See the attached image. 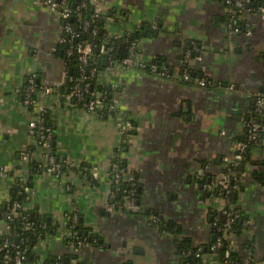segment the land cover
Segmentation results:
<instances>
[{"label":"crops","instance_id":"0c3cea01","mask_svg":"<svg viewBox=\"0 0 264 264\" xmlns=\"http://www.w3.org/2000/svg\"><path fill=\"white\" fill-rule=\"evenodd\" d=\"M91 1L98 10L119 12L108 20L101 16L108 35L142 25L143 32L145 27L158 32L140 39L144 68L102 76L126 114L101 116L70 107L63 22L41 0H0V168L6 172L0 174V237L6 229L3 213L10 199L20 197L19 177L25 175L31 186L24 205L51 225L35 247L36 262L59 256L69 264H189L177 236L193 245L216 239L220 217L213 212L226 202L212 181L222 173L225 157L236 155L246 116L256 94L264 92V12H246L250 34H230L221 0ZM187 45L193 48L192 76L201 78L198 66H204L203 77L218 87L180 79ZM152 61L171 76L152 73ZM32 76L56 88L50 113L58 153L70 162L62 177L47 171L32 175L22 160L21 153L31 148L43 153L29 126L35 113L15 94ZM115 154H122L140 184L135 213L108 208ZM93 166L99 167L96 178ZM245 168L235 204L247 211L245 236L255 242V257L263 259L264 138ZM78 169L94 180L83 179ZM73 213L96 235L80 250L68 242ZM152 216L167 227L152 223Z\"/></svg>","mask_w":264,"mask_h":264},{"label":"built area","instance_id":"2783aa9c","mask_svg":"<svg viewBox=\"0 0 264 264\" xmlns=\"http://www.w3.org/2000/svg\"><path fill=\"white\" fill-rule=\"evenodd\" d=\"M250 0H237L235 3H233V0H227L228 5L234 6V8H238L235 10L234 8H231L230 6H226V11H229L231 13H235L236 11L241 12L237 17L238 20H243L246 14L245 9L243 8L245 2H249ZM41 2L45 5H47L55 14V16L60 19L61 21H65L66 19L70 18L74 11L70 6L71 0H41ZM93 4V2L91 1ZM233 4V5H232ZM94 5V4H93ZM86 3H82L78 6V9L81 7H85ZM95 6V5H94ZM232 9V10H231ZM234 9V10H233ZM258 10H261V12H264V7L260 6L258 7ZM78 17H81V13L77 14ZM95 16L96 17H104V19H112L113 14L108 11H101L98 10L95 7ZM91 24L90 21H85L83 23V27L86 28ZM247 25L245 29L246 34L251 33V25L249 22L245 23ZM93 28H96L94 25H90ZM228 29L230 30V34L239 33L241 29L237 27H233V23L227 24ZM134 31V28L129 27L126 31L114 34V35H108L105 42L101 45V51L105 54L114 47H116L120 41V39L125 38ZM79 35V32L75 29V27L70 24L64 22L63 25V31L60 36V41L62 43H70V47L67 50L68 54L76 53L78 55L79 60L81 63L86 64L89 59L93 55V46L90 43L87 42H79L77 44L73 45V40ZM123 42H128V40H124ZM120 46V43H119ZM140 39L134 40L129 43L127 53L125 57L119 58V59H112L109 57V60H107L108 64L99 72H96V68H93L92 73L95 74L96 82L98 84H103L102 82V76L104 74L108 73H114V72H122L127 71L129 69H132L133 67L136 68H144L145 62L143 60L139 59L140 54ZM191 59V51L188 50L184 61H190ZM194 61V59H193ZM192 61V63H193ZM149 69L152 73L158 74L162 77H170L168 69L164 68L162 70H159V67L157 64H151L149 66ZM35 77H28L27 81L28 84L25 86H20L15 90V94L17 96L22 97L23 104L28 107L30 110V106H33V113L34 118L30 122V130L31 132H34L35 128L38 126V122L41 119V116L44 112H49L52 104V100L54 99V96L56 95V91L53 86L51 85H45L42 86V88H36L35 84ZM181 80L184 81H190L192 79V75L185 71L183 75L180 77ZM195 79V80H194ZM196 82L198 85L202 87H218V83H214L211 80H209L206 77H201L197 79L196 77L193 78L192 82ZM90 82H85V80L81 77L74 78V84L72 85L70 89V93L68 95L67 104L72 108H77L79 110H84L86 112L90 113H98L99 111L104 109L105 107V99H106V92L105 91H95L91 92L90 95H92V98L88 102H85L86 94L89 89ZM234 85L231 84L229 86V89L233 90ZM34 94V96H33ZM256 111H262L264 113V92L257 93L255 97V105H254ZM109 109L113 112H116L119 110L120 113L126 114V112L120 108L118 103L115 101H112L109 104ZM45 134H40V136H37L35 139V145L36 149L41 150L43 153L41 155H37L35 149L33 150H26L21 153L22 160L24 161L25 165H28V169L31 170V163L33 161H39V168L41 171H47L52 174H54L56 177H62L64 175V172L62 170L63 165H70L69 160L65 159V163L62 161H59L57 157L52 153L51 151V139H52V130L50 127H47L45 130ZM264 136V124L259 123L256 120V117L251 116L246 119V138L244 140H241L237 145V153L235 156H228L225 157V160L228 162V164L231 167L238 166L240 164V160L242 159V156L245 154L246 149L248 148L249 144L254 142L257 146L262 142L261 140L257 139V136ZM35 148V147H34ZM109 172L112 176V183L114 190L110 193V199H109V206L108 208L111 211L116 210L117 208H120L116 205V201L114 200L115 195L118 191L121 190V184L124 182H131L132 183V190L130 196L126 200L127 210L134 209L136 210V198L134 196V188L136 187L138 182V179L136 177V174L134 171H132L128 165L127 162L124 160V157L122 154H115L114 159L112 160L111 167ZM229 172V171H228ZM223 172L220 174L219 178L214 182L215 186L218 187L219 195L225 200L226 205L220 209L221 212H223L227 218L226 221L223 223V226L220 227L222 229L221 233L216 237L214 243L210 245V254L203 255L202 256V262L204 264H217L218 257L216 250L222 246L223 240L227 241L228 244V250L226 251L225 256L227 257L229 255V251L238 249V241L236 238V235L233 231H231V223L232 221L238 216V214H235L231 210V206L228 207L229 204V195L232 192H238L240 193L242 190L240 180L237 178H234L231 176V173ZM78 173L83 177V179H86L87 174L81 170L78 169ZM91 175L93 178L98 177L99 175V167L93 166L91 171ZM0 174L2 176L6 175L5 169L3 167L0 168ZM242 176V175H241ZM242 178V177H241ZM19 179L21 182H23V190L28 191L30 189L29 185L27 184V177L25 175L20 176ZM137 179V180H136ZM233 182V184H232ZM19 216L24 224V227L27 229H35L34 223L29 221V214H28V208L21 203L17 199H10V201L7 204V209L3 213V217L6 223V229L3 233V235L0 237V252L8 247H12L14 249V264H27V254L26 249H22L20 245L15 244L11 239V232L9 227V220L13 219L14 217ZM72 221L75 223L77 221V216L73 213L72 215ZM152 223H155L157 221V218L155 216H152ZM219 218H216V221ZM249 219L245 221L246 226H248ZM74 225L71 226L72 233L71 237L69 239V244L71 248L74 250H80L82 247H84L88 241L87 238H80L77 235V231L73 229ZM248 231V228L244 231V234H246ZM43 239V237H42ZM41 239V240H42ZM203 250V245L200 244L196 251V256L200 257L201 252ZM189 253L184 251V255L187 256ZM210 257V258H209ZM62 257H56L54 263L51 264H64L62 263ZM36 264H46L44 261H37ZM245 264V263H244ZM262 264H264V258L262 259Z\"/></svg>","mask_w":264,"mask_h":264},{"label":"trees","instance_id":"16d2710c","mask_svg":"<svg viewBox=\"0 0 264 264\" xmlns=\"http://www.w3.org/2000/svg\"><path fill=\"white\" fill-rule=\"evenodd\" d=\"M224 2L225 6H230L227 3V0H221ZM235 1L237 0H233V3H235ZM82 3H86L85 7H81L78 9V6L81 5ZM233 5V4H232ZM71 8L73 9L74 13L73 15L66 19L65 21H62L64 24V22L66 23H70L72 24L75 29L79 32V35L73 40V45L77 44L79 42H87L92 44L93 46V55L92 57L89 59V61L86 64L81 63V61L78 58V55L76 53H71L68 54L67 50L70 47V43H63V46H65V52L63 54L64 60L68 66L69 69H71V73L69 74L70 78L67 81V85L70 87H72V85L74 84V78H83L85 80V82H90L89 85V89L88 92L86 94V98H85V102H88L90 100V98H92V95H90L91 92H95V91H105L106 92V99H105V107L104 109L99 111V114L101 116H106L109 115L111 113H113V111H111L109 109V104L112 102V99L114 97V93H113V89L112 87H110L109 85L106 84H98L96 82V77L95 74L92 73L93 68H96V72H99L100 70H103L108 62L107 60H109V57H111L113 60L114 59H119L122 58L120 49H119V43L124 41V40H128L129 43L137 40V39H141L143 37V28L144 26H140L139 28H134V31L131 33V35L120 39L118 45L116 47H114L113 49H111V51H109V53L107 52V54L103 53L101 51V45L105 42V40L107 39V34L105 33V31L102 29V17H96L95 16V6L91 3V0H71L70 3ZM259 6H263L262 5V1L261 0H250L249 2H245L243 8L245 9V11L251 12L253 10H257ZM231 8H234V6H232ZM236 8V7H235ZM234 8V9H235ZM233 9V10H234ZM238 8H236L235 10H237ZM232 10V9H231ZM78 13H81V17H78ZM241 12L236 11L234 14L226 11L225 13V22L226 25L229 23H233V27H237L240 30V33H245V29L247 27V25L245 24L246 22H249V20L247 19V17H244L243 20H238V15ZM246 13V14H247ZM111 14L118 16L119 12L113 10L111 11ZM245 14V16H246ZM121 15L124 16L123 13H121ZM85 21H90L91 24L90 25H94L96 28L91 27L90 25L86 28H84L82 25ZM250 23V22H249ZM251 25V23H250ZM190 50L191 51V59L190 61L185 62V55L187 53V51ZM193 48L191 45H187L186 49L184 50V53L182 54V66L179 72V77H181V75H183V73L185 71H188L191 75L195 74V71L193 70L192 66V61H193ZM264 56V54H263ZM106 59V63L105 60ZM151 64H157L156 61H152L151 63H149V66ZM169 71V69H168ZM171 76V73H169ZM210 80V79H209ZM28 84V81L26 80L25 82V86ZM35 84H36V88H42V85L37 81V79H35ZM55 88V87H54ZM56 90V88H55ZM34 96V94H33ZM31 110H33V106H30ZM254 116L256 117V120L261 123L264 124V113H262V111H256L255 107H253L250 112L247 114V118ZM47 127H50V129L52 130V139H51V151L52 153L57 157V159L59 161H62L63 163H65V159L62 158V156L58 153V148H57V143H56V126H55V121L53 119L52 114L49 112H44L41 116V119L38 122V126L35 128L34 133L37 136H40V134H45V130ZM246 138L242 137L240 138L241 140H244ZM258 140H261L262 137L261 136H257ZM257 145L252 142L249 144L248 148L245 151V154L242 156V159L240 160V164L238 166L235 167H231L230 169L227 170V167H225L223 169V171L231 173V176H233L234 178H237L238 180H240V184L241 187H243V181H242V174L244 173V171L246 170L245 166L246 164L250 161V154L252 149H254ZM31 149H35V148H31ZM30 149V150H31ZM123 149V147H122ZM39 161H33L31 163V169H32V175L40 172V168H39ZM241 164H244V169H241ZM70 165H63L62 170L66 171L69 170ZM73 168V167H71ZM83 169V168H82ZM84 170V169H83ZM85 171V170H84ZM222 171V172H223ZM87 172V171H85ZM112 177V176H111ZM86 180H94L92 179L91 175L87 174ZM137 180V179H136ZM137 185L134 188V196L136 198V202L138 200V198H140V191H139V182H136ZM233 184V182H232ZM29 186H31V182L29 184ZM115 188V187H114ZM133 186L131 182H124L121 184V190L118 191L115 195L114 200L116 201V205L124 210L127 211V205H126V200L127 198L130 196L131 194V190H132ZM218 191V187H216ZM234 192H232L229 195V204L228 207H232L231 210L235 213L238 214V216L232 221L231 223V231H233L236 235L237 241H238V249L229 251V255L226 257V251L228 250V242L225 240H223V244L222 246H220L217 250V257H218V262L217 264H262V258H256L255 257V242L253 241V239L248 238L245 236L244 231L247 229V226L245 224V221L249 218L248 217V213L247 211L243 208V207H239L235 204V197H234ZM28 191H24L23 187L21 188V194L20 197H18L17 195L14 197V199L19 200L21 203L24 204L25 202V198L28 197ZM135 202V204H136ZM137 205V204H136ZM129 212H134V209H130L128 210ZM28 214H29V221L34 223L35 229H27L24 227V224L21 220V218L19 216L14 217L13 219L9 220V229L11 232V239L12 241L17 244L20 245L22 249H26V254H27V259L26 262L27 264H36V258H35V247L38 244V242L42 239V237H45V235L51 231V225L49 223L46 222V220L42 219L40 217V215L38 214V212L36 210H28ZM214 215L218 214L219 215V222L218 224L215 226V230H216V237L221 233L222 229H220L221 226H223V223L226 221L227 216L221 212H217L214 211L213 212ZM155 224L159 225L160 227H167L166 224L163 223V221L160 219L159 221H157ZM73 229L77 231V235L80 238H87V241L90 243H94L96 240V235L90 233L89 230H87V227H85L83 225V223L80 220H77L75 223L72 221H70V226H73ZM177 241L179 243V247L183 250H185L186 252H188L189 254L187 255V257H184L189 264H204L202 262V256L203 255H207L210 254V245L212 243H214L213 240H209V242L207 243H202L203 245V250L201 252L200 257L196 256V251L199 245H193L192 240L189 238H184V239H180V237L177 236ZM31 256H33V258H31ZM14 249L12 247H8L3 249L0 252V264H14ZM55 258L46 260V264H51L54 263ZM62 263L64 262L63 259L61 260Z\"/></svg>","mask_w":264,"mask_h":264},{"label":"water","instance_id":"95a60500","mask_svg":"<svg viewBox=\"0 0 264 264\" xmlns=\"http://www.w3.org/2000/svg\"><path fill=\"white\" fill-rule=\"evenodd\" d=\"M148 32H151V33H155V34H157L158 32L155 30V29H153V28H151V27H145V29H144V32H143V35H148ZM150 35V34H149ZM128 46H129V43L128 42H122V43H120V52H121V55H122V57H125V55H126V53H127V49H128ZM105 61V63H106V59L104 60ZM193 64V63H192ZM192 68L193 69H195L196 67L195 66H192ZM198 68H199V70L201 71V73H199V76H202L203 77V73H204V66H198ZM68 73L70 74L71 73V69H69V71H68ZM69 74H68V77H67V81L69 80V78H70V76H69ZM195 76V75H194ZM194 76H192V79L190 80L191 82L193 81V78H194ZM62 91H63V86L62 85H60L59 86V92L60 93H62ZM225 160V159H224ZM223 164H224V166H223V169L225 168V167H227V170L228 169H230L231 168V166L228 164V162L225 160V162H223ZM244 164H241V169H244ZM223 171V170H222ZM246 171V170H245ZM244 171V172H245ZM224 172V171H223ZM222 172V173H223ZM209 173V172H208ZM212 178V177H211ZM210 177H209V179H208V181H210V179H211ZM216 177L213 179V181H212V183H214V182H216ZM237 193L238 192H235V194H234V197L236 198L238 195H237ZM137 208H139V207H136V209ZM31 258H33V256H31ZM64 264H69L68 263V258H66L65 259V262H64Z\"/></svg>","mask_w":264,"mask_h":264}]
</instances>
